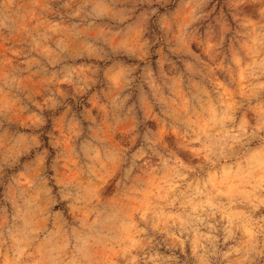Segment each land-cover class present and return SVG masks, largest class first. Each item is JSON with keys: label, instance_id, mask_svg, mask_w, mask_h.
<instances>
[{"label": "clouds", "instance_id": "clouds-1", "mask_svg": "<svg viewBox=\"0 0 264 264\" xmlns=\"http://www.w3.org/2000/svg\"><path fill=\"white\" fill-rule=\"evenodd\" d=\"M0 264H264V0H0Z\"/></svg>", "mask_w": 264, "mask_h": 264}]
</instances>
